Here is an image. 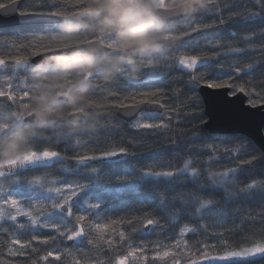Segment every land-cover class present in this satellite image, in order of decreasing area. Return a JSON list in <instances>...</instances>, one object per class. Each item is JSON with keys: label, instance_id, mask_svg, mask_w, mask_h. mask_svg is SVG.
<instances>
[{"label": "trees", "instance_id": "obj_1", "mask_svg": "<svg viewBox=\"0 0 264 264\" xmlns=\"http://www.w3.org/2000/svg\"><path fill=\"white\" fill-rule=\"evenodd\" d=\"M22 1V14L62 22L0 30V95L12 102L0 103V166L58 158L24 164L20 184L0 193L22 205L0 219V264H184L264 246L263 153L245 136L210 134L198 92L229 86L264 104V0H201L185 19L148 25L116 19L137 0ZM93 40L111 54L31 63ZM146 101L163 112L118 117ZM76 111L82 123L63 122ZM33 113L38 122H25ZM212 264H264V254Z\"/></svg>", "mask_w": 264, "mask_h": 264}, {"label": "water", "instance_id": "obj_2", "mask_svg": "<svg viewBox=\"0 0 264 264\" xmlns=\"http://www.w3.org/2000/svg\"><path fill=\"white\" fill-rule=\"evenodd\" d=\"M22 0L14 1L0 8V30L33 27L39 25H55L62 22L57 15L29 13L22 14ZM201 4L194 0L173 8H157L151 0H137L121 8L116 15L117 20L144 17L143 23L176 22L190 16L192 10ZM111 48L100 40H93L76 46L36 55L31 63L35 66L63 65L76 66L85 63L91 57H108ZM203 103L204 114L207 118L206 129L212 135H241L250 139L264 156V104L253 106L248 103V97L243 91L232 94L229 86L212 87L203 85L198 90ZM0 103L12 105L8 95H0ZM162 105L154 102H142L121 107L117 115L128 123L135 121L142 113H162ZM85 115L82 111L70 113L63 120L66 124L77 125L83 122ZM28 123H37L36 114L25 119ZM62 211L67 213L68 206ZM149 229V226L146 228ZM74 241L70 240L69 244Z\"/></svg>", "mask_w": 264, "mask_h": 264}, {"label": "rangeland", "instance_id": "obj_3", "mask_svg": "<svg viewBox=\"0 0 264 264\" xmlns=\"http://www.w3.org/2000/svg\"><path fill=\"white\" fill-rule=\"evenodd\" d=\"M152 3L155 5L157 8L164 7V0H151ZM85 64H88V62H85L80 65L76 66H83ZM196 64V63H195ZM194 65V62L187 63L186 66L191 67ZM222 87V86H220ZM218 88V87H217ZM58 158L57 155L55 154H50V153H41V154H31V155H26L23 156L17 160H14L8 164L0 166V193L3 192L4 190L9 189L10 186H17L20 184V181L17 178V174L21 171V168L24 164H41V163H51L54 162ZM150 175V174H149ZM4 177L9 178L8 180L10 181V185L7 184L5 180H2ZM170 177V176H169ZM54 183V181H49L48 184L50 186ZM59 191L64 190V189H58ZM68 204L67 202H65ZM8 204L10 208L13 209L14 212H9L8 207L5 205ZM8 208V209H7ZM22 209L21 205V199L16 197V195H11L8 201H3L0 200V219L5 218L7 216H11L12 218H16L18 215L17 213L20 212ZM25 211H23L24 213ZM80 235H72L70 239L77 241L80 239ZM264 254V246H256L247 250H242V251H237L233 253H227L222 256L218 257H213V258H208L204 260H198V261H190L184 264H212V263H223L227 261H232V260H243V259H249V258H254L260 255ZM117 264H126L125 260H122L118 262Z\"/></svg>", "mask_w": 264, "mask_h": 264}]
</instances>
